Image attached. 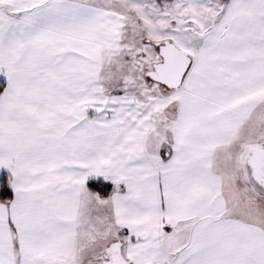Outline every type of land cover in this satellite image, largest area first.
<instances>
[{
    "label": "snow or ice",
    "instance_id": "snow-or-ice-1",
    "mask_svg": "<svg viewBox=\"0 0 264 264\" xmlns=\"http://www.w3.org/2000/svg\"><path fill=\"white\" fill-rule=\"evenodd\" d=\"M0 264H264V0H0Z\"/></svg>",
    "mask_w": 264,
    "mask_h": 264
}]
</instances>
